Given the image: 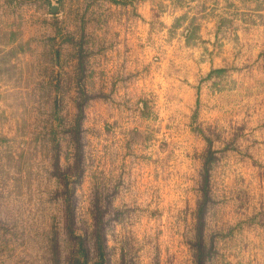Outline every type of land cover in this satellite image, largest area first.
Returning <instances> with one entry per match:
<instances>
[{
  "label": "rangeland",
  "instance_id": "obj_1",
  "mask_svg": "<svg viewBox=\"0 0 264 264\" xmlns=\"http://www.w3.org/2000/svg\"><path fill=\"white\" fill-rule=\"evenodd\" d=\"M83 263L264 264V0H0V264Z\"/></svg>",
  "mask_w": 264,
  "mask_h": 264
},
{
  "label": "trees",
  "instance_id": "obj_2",
  "mask_svg": "<svg viewBox=\"0 0 264 264\" xmlns=\"http://www.w3.org/2000/svg\"><path fill=\"white\" fill-rule=\"evenodd\" d=\"M83 264H86V263H83ZM101 264V263H100Z\"/></svg>",
  "mask_w": 264,
  "mask_h": 264
},
{
  "label": "crops",
  "instance_id": "obj_3",
  "mask_svg": "<svg viewBox=\"0 0 264 264\" xmlns=\"http://www.w3.org/2000/svg\"><path fill=\"white\" fill-rule=\"evenodd\" d=\"M53 13V12H52ZM55 64V63H54ZM54 66V65H53Z\"/></svg>",
  "mask_w": 264,
  "mask_h": 264
},
{
  "label": "water",
  "instance_id": "obj_4",
  "mask_svg": "<svg viewBox=\"0 0 264 264\" xmlns=\"http://www.w3.org/2000/svg\"><path fill=\"white\" fill-rule=\"evenodd\" d=\"M54 13V11H52Z\"/></svg>",
  "mask_w": 264,
  "mask_h": 264
}]
</instances>
